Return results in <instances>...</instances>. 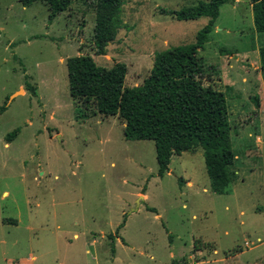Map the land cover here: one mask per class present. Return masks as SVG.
<instances>
[{"label":"rangeland","instance_id":"rangeland-1","mask_svg":"<svg viewBox=\"0 0 264 264\" xmlns=\"http://www.w3.org/2000/svg\"><path fill=\"white\" fill-rule=\"evenodd\" d=\"M201 1L125 0L122 28L96 56L89 5L49 21L42 3L0 0V264L264 263V36L249 0L221 6L198 52L203 84L228 104V194L210 192L201 150L158 177L152 141H126L119 118L81 102L77 116L68 92L65 61L79 55L123 63L125 87L141 85L156 53L193 43L207 22L167 12Z\"/></svg>","mask_w":264,"mask_h":264},{"label":"trees","instance_id":"trees-1","mask_svg":"<svg viewBox=\"0 0 264 264\" xmlns=\"http://www.w3.org/2000/svg\"><path fill=\"white\" fill-rule=\"evenodd\" d=\"M18 2L24 8L34 3L44 4L49 11V21L72 10L74 5H89L90 12L94 14L92 43L96 56L106 55L107 46L122 28L121 12L125 0ZM228 2L207 0L192 7L167 12L176 21L206 18L207 22L196 33L193 43L156 53L148 77L139 86L125 87L126 66L123 63L104 68L98 66L89 55L69 57L65 61L68 92L77 116H86L77 107L81 102L85 107L93 108V115L119 118L124 124L123 137L126 141H152L157 176L160 178L168 173L173 156L201 150L209 190L215 195L228 194L233 181L231 168L236 158L230 142L226 96L220 88L203 84L204 68L198 52L208 42L221 6ZM249 2L254 30L264 36V0ZM258 55L260 69L264 72V45L259 47ZM26 88L33 95L36 94L33 87L26 84ZM5 109V106L0 107V113ZM17 133L18 129H15L9 136L14 137ZM147 210L155 212L153 208L147 207ZM109 238L113 243L115 236Z\"/></svg>","mask_w":264,"mask_h":264}]
</instances>
